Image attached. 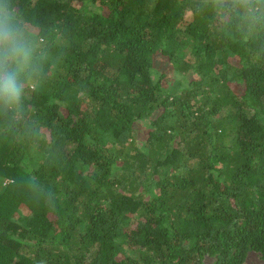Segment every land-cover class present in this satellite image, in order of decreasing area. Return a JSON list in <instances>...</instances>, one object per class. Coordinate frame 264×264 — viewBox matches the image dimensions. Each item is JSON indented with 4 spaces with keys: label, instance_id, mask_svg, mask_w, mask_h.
Segmentation results:
<instances>
[{
    "label": "trees",
    "instance_id": "1",
    "mask_svg": "<svg viewBox=\"0 0 264 264\" xmlns=\"http://www.w3.org/2000/svg\"><path fill=\"white\" fill-rule=\"evenodd\" d=\"M20 4L49 38L25 103L54 140L0 123V264H264V42L202 0Z\"/></svg>",
    "mask_w": 264,
    "mask_h": 264
},
{
    "label": "clouds",
    "instance_id": "2",
    "mask_svg": "<svg viewBox=\"0 0 264 264\" xmlns=\"http://www.w3.org/2000/svg\"><path fill=\"white\" fill-rule=\"evenodd\" d=\"M202 11L218 33L245 43L264 42V0H202ZM49 48V38L20 0H0V123L14 138L53 143V132L31 119L25 103L43 84Z\"/></svg>",
    "mask_w": 264,
    "mask_h": 264
},
{
    "label": "rangeland",
    "instance_id": "3",
    "mask_svg": "<svg viewBox=\"0 0 264 264\" xmlns=\"http://www.w3.org/2000/svg\"><path fill=\"white\" fill-rule=\"evenodd\" d=\"M209 259L206 260V263H209ZM263 259L259 252L255 250H249L243 264H261Z\"/></svg>",
    "mask_w": 264,
    "mask_h": 264
}]
</instances>
